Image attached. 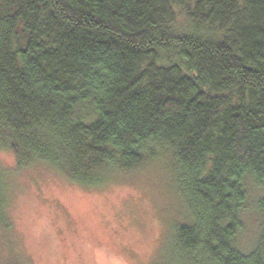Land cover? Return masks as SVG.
<instances>
[{"label": "trees", "instance_id": "obj_1", "mask_svg": "<svg viewBox=\"0 0 264 264\" xmlns=\"http://www.w3.org/2000/svg\"><path fill=\"white\" fill-rule=\"evenodd\" d=\"M0 149L84 187L164 160L178 264H264V197L238 243L264 188V0H0Z\"/></svg>", "mask_w": 264, "mask_h": 264}, {"label": "rangeland", "instance_id": "obj_2", "mask_svg": "<svg viewBox=\"0 0 264 264\" xmlns=\"http://www.w3.org/2000/svg\"><path fill=\"white\" fill-rule=\"evenodd\" d=\"M0 172V264H178L170 233L188 214L166 161L84 187L42 162L20 169L14 153L0 149ZM248 186L244 250L263 234L264 188Z\"/></svg>", "mask_w": 264, "mask_h": 264}]
</instances>
